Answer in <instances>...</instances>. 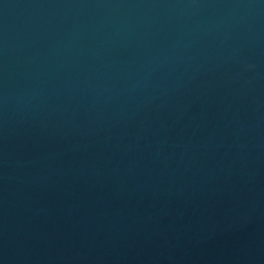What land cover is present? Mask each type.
Masks as SVG:
<instances>
[{"label":"water","instance_id":"95a60500","mask_svg":"<svg viewBox=\"0 0 264 264\" xmlns=\"http://www.w3.org/2000/svg\"><path fill=\"white\" fill-rule=\"evenodd\" d=\"M0 264H264V0H0Z\"/></svg>","mask_w":264,"mask_h":264}]
</instances>
